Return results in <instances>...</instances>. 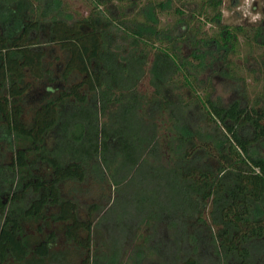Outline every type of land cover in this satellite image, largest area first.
Returning a JSON list of instances; mask_svg holds the SVG:
<instances>
[{
	"label": "trees",
	"instance_id": "obj_1",
	"mask_svg": "<svg viewBox=\"0 0 264 264\" xmlns=\"http://www.w3.org/2000/svg\"><path fill=\"white\" fill-rule=\"evenodd\" d=\"M120 1L72 17L61 0H0V145L27 143L0 171V264H72L53 231L27 246L31 219L62 224L78 264H264V128L241 116H264V85L250 100L234 60L245 45L264 80V28L222 25V0ZM205 65L241 96L216 106ZM87 183L109 194L81 218L63 187Z\"/></svg>",
	"mask_w": 264,
	"mask_h": 264
},
{
	"label": "rangeland",
	"instance_id": "obj_2",
	"mask_svg": "<svg viewBox=\"0 0 264 264\" xmlns=\"http://www.w3.org/2000/svg\"><path fill=\"white\" fill-rule=\"evenodd\" d=\"M66 4L67 11L72 17H84L89 13L91 4L95 0H61ZM107 1V6L115 12V6L122 3L120 0H101ZM221 6V24L225 26H241L242 28L250 30L255 26H262L264 28V0H222ZM102 7V6H101ZM256 17V19H254ZM161 21L164 18L161 17ZM205 29L211 33L212 29L210 25H206ZM240 43L242 39L240 38ZM245 51V45H241L240 51L235 57L239 71L242 77L245 79L246 88L248 89V96L250 100H253L258 94H260L264 80H259V82L254 81L253 77H260L258 74V67L255 61L250 60L245 63L243 59ZM179 52L183 59H188L190 57L191 51L184 44L179 45ZM59 51L55 50L53 56L59 55ZM47 62L55 63L54 58H48ZM55 66V65H54ZM194 70V69H193ZM200 85L207 86L211 84L213 88L212 101L216 106L225 107L232 100L238 99L242 94V89L245 87L242 83L238 82H228L224 81L218 77L212 76L210 69L205 65L202 68H197L195 70ZM45 83H36L33 88L26 94L24 99L21 101L24 107V121L28 124L32 115V110L35 106L39 104V100L45 95ZM143 89H147V82L143 81ZM241 116H245L248 119H256L258 125L264 128V116L261 118L257 117L251 110H247ZM10 142H3L0 146V171H9V165L13 159V152L17 147H25L27 143L23 140L17 138H10ZM31 161H34L35 157H29ZM42 174H46L47 170L43 169ZM11 174V173H10ZM2 175H0L1 177ZM11 181V180H10ZM13 184L10 185V187ZM108 189L106 186L102 188L98 185H92L90 183L78 185V184H67L63 187L64 194L72 197H76L80 201L81 210L79 215L81 218L86 217V208L89 204L94 202L102 201L101 198L104 195H108ZM115 221V219H114ZM116 223V221H115ZM111 224L110 217L106 218L103 222V229L107 232V228ZM117 224V223H116ZM105 225V226H104ZM41 229V230H40ZM23 239L27 243L29 248L33 247L38 241L45 239L47 235L53 231L56 234V244L53 245V251L63 254L65 258H68L72 264H78L80 260L79 250L65 243L63 237V225L62 224H52L49 221L41 220H25L23 221ZM116 232V228L112 229V238H109L114 244L117 243V239L113 236ZM106 238V237H105ZM39 260L31 257L29 264H39Z\"/></svg>",
	"mask_w": 264,
	"mask_h": 264
},
{
	"label": "clouds",
	"instance_id": "obj_3",
	"mask_svg": "<svg viewBox=\"0 0 264 264\" xmlns=\"http://www.w3.org/2000/svg\"><path fill=\"white\" fill-rule=\"evenodd\" d=\"M254 19H256V17H254Z\"/></svg>",
	"mask_w": 264,
	"mask_h": 264
}]
</instances>
